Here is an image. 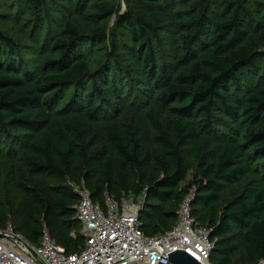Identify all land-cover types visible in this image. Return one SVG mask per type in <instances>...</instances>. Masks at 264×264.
Listing matches in <instances>:
<instances>
[{
  "label": "trees",
  "instance_id": "16d2710c",
  "mask_svg": "<svg viewBox=\"0 0 264 264\" xmlns=\"http://www.w3.org/2000/svg\"><path fill=\"white\" fill-rule=\"evenodd\" d=\"M182 1L188 7L177 18L182 52L171 64L159 65L155 48L163 47L162 34L175 18L172 0H127V11L119 16V27L137 43L135 63L148 70L143 73L148 94L137 96L146 103L131 117L125 116L120 97L114 106L102 90L121 74L116 36L113 66L91 75L80 31L55 7L61 31L47 32L43 46L48 53L38 72L29 67L37 65L35 60H27L0 30V158L6 145L8 156L22 152L27 178L17 179L14 164L8 178L23 193L12 206L13 223L31 242L40 244L45 225L67 250L83 246L78 194L67 183H84L101 205L106 196L143 197L144 233L170 230L178 211L165 207H180L191 191V186L181 188L190 155L200 174L194 216L217 241L213 263L225 264L235 251L229 244L234 231L240 232L250 264L264 260V0ZM22 6L37 12L36 30L46 24L51 29L48 0H23ZM117 11L111 0H81L78 8L101 40L107 39L103 24ZM253 76L255 84L242 88V81ZM89 77L85 98L93 103L81 105L80 97L78 106L69 103L55 111L63 90L84 85ZM153 95L157 108L171 117L166 125L162 114L148 107L146 98ZM100 136L103 147L97 144ZM49 176L65 184L47 190L35 181ZM247 177L241 194L220 207L223 195Z\"/></svg>",
  "mask_w": 264,
  "mask_h": 264
},
{
  "label": "rangeland",
  "instance_id": "374dc122",
  "mask_svg": "<svg viewBox=\"0 0 264 264\" xmlns=\"http://www.w3.org/2000/svg\"><path fill=\"white\" fill-rule=\"evenodd\" d=\"M50 6V14L52 27L51 29L46 24L43 31L36 30L35 20L38 17L37 12L34 10L26 11L23 8V0H0V30L12 38L15 43L20 47L25 58H33L35 64L29 63L31 71H39L43 65V58L48 53V48H44L43 44L45 42V36L47 32H51L52 36H55L59 31H61L59 20V14L54 11L58 9L62 16L67 15L72 17V21L77 26L83 37V54L87 59L89 70L91 75L97 74L101 69H110L114 64L112 58L111 46L113 45L112 36L118 38L117 53L121 57L122 70H120V76H118L117 82L111 84L108 81V87L102 88L105 96H107L111 103L115 106V97H120L122 99L123 105L127 108L125 116H132V112L139 107L140 104L146 103L142 97L139 99L137 96L140 94H146L148 92V87L146 86V79L144 72L148 70L140 67L134 61V56L137 51V43L134 42L126 29L119 27L118 19L119 16L127 11V0H111L117 6V13L108 19L103 25L107 27V39L101 40L96 35L95 27L85 18L81 17L78 12L81 0H48ZM171 1V0H170ZM172 8L174 9V20L171 23V27L168 31L162 34L163 47L161 49L155 48L157 53V60L159 65L165 63H172L174 56L177 53L182 52L181 45L179 43V37L176 33L178 29V16H182L188 7L183 3L182 0H172ZM64 7L63 8H61ZM54 9H53V8ZM49 47V46H48ZM264 51V48H263ZM29 62H31L29 60ZM121 78V79H120ZM253 76L248 81H242V88L247 86H252L255 84L257 78ZM122 85V87H120ZM122 88V89H121ZM91 89V79L87 78L84 85L71 84L66 87L62 92V97L57 101L54 106L55 111H63L66 107H75L80 104V97H82L81 105L87 106L91 105L93 102L85 98V95L89 93ZM144 90V91H143ZM148 94V93H147ZM149 102L148 107L151 111L162 114L163 123L166 125L171 117L168 111L163 114L157 106L155 105V96L146 98ZM138 100V103L136 101ZM98 101V99L95 100ZM100 102V101H98ZM105 104L104 101L101 103ZM113 106V107H114ZM105 107V106H104ZM109 111V110H108ZM98 146L103 147V138L99 137L97 142ZM19 148V146H18ZM9 147L5 148L3 156L0 158V216H2L6 222H13L12 206L17 205L23 198V193L20 191L16 183L9 181V172L11 164L15 165V174L18 177L27 178V171L25 163L21 160L20 152L15 157L8 156ZM188 165L190 172L187 180L181 185V188L190 187L191 189L195 187V181L200 178L198 164L188 155ZM254 168L259 166L255 163ZM249 180V177L243 180L240 184L234 186L229 191H227L220 202V207H223L227 202L232 200L241 194L244 185ZM35 181L39 182L41 186L47 190L64 185L65 182H61L53 177L37 178ZM70 186V183H67ZM165 210H175L178 211L179 207L171 204L165 207ZM41 224V223H39ZM232 244L235 246V251L232 253L231 257L227 258L225 264H250L243 255L242 248V237L240 232L234 231L230 238Z\"/></svg>",
  "mask_w": 264,
  "mask_h": 264
},
{
  "label": "built area",
  "instance_id": "2783aa9c",
  "mask_svg": "<svg viewBox=\"0 0 264 264\" xmlns=\"http://www.w3.org/2000/svg\"><path fill=\"white\" fill-rule=\"evenodd\" d=\"M78 194L76 218L84 244L76 251L60 245L44 225L40 244L19 232L13 222L0 226V264H169V254L182 250L201 264H214L217 241L211 230L194 216L197 187H193L177 212L170 230L149 236L140 220L144 198L106 196L96 202L85 184H71ZM76 237V233H73ZM256 264H264V260Z\"/></svg>",
  "mask_w": 264,
  "mask_h": 264
},
{
  "label": "water",
  "instance_id": "95a60500",
  "mask_svg": "<svg viewBox=\"0 0 264 264\" xmlns=\"http://www.w3.org/2000/svg\"><path fill=\"white\" fill-rule=\"evenodd\" d=\"M168 260H170L169 264H201L199 261H197L191 255H189L187 252L182 250H177L169 254Z\"/></svg>",
  "mask_w": 264,
  "mask_h": 264
}]
</instances>
